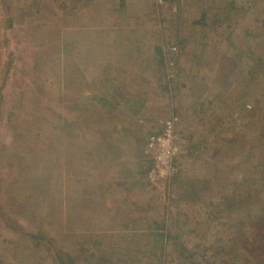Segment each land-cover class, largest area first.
I'll return each mask as SVG.
<instances>
[{
	"label": "rangeland",
	"instance_id": "1",
	"mask_svg": "<svg viewBox=\"0 0 264 264\" xmlns=\"http://www.w3.org/2000/svg\"><path fill=\"white\" fill-rule=\"evenodd\" d=\"M211 1L0 0V264H264V0Z\"/></svg>",
	"mask_w": 264,
	"mask_h": 264
},
{
	"label": "built area",
	"instance_id": "2",
	"mask_svg": "<svg viewBox=\"0 0 264 264\" xmlns=\"http://www.w3.org/2000/svg\"><path fill=\"white\" fill-rule=\"evenodd\" d=\"M174 0H154L157 6L166 5ZM172 51H177L176 47ZM177 119L171 117L164 122L161 131L150 136L145 144V155L153 162L147 178L153 187L163 183H171L179 170L178 161L185 153L181 143L176 123Z\"/></svg>",
	"mask_w": 264,
	"mask_h": 264
},
{
	"label": "trees",
	"instance_id": "3",
	"mask_svg": "<svg viewBox=\"0 0 264 264\" xmlns=\"http://www.w3.org/2000/svg\"><path fill=\"white\" fill-rule=\"evenodd\" d=\"M153 134L154 133H152L151 135H153ZM150 136L148 137L147 141L149 140ZM147 141H146V143H147ZM104 152H106V154L108 153V151H104ZM115 159L116 158L112 159V161H114ZM153 165H154L153 162L149 161L148 171L153 167ZM50 167H52V165H50ZM50 178H51V175L48 174L47 176H45L43 178V180L48 181ZM86 198L87 197H84V196H82V198H74V201H71L69 205L71 208L75 209L76 211L79 210V212L81 213L84 210V208H89L92 205V200L90 198H87V199ZM79 212H77V213L80 214ZM260 216H261V214H260ZM260 216L258 217V228H259V226H261V228L259 230L260 231L262 230V232L264 234V219L262 221H260L261 217H262V216L261 217ZM170 237H171V235H169V233H168L166 240L169 241ZM181 247H183V245H181ZM186 251L188 252V250H186V249L182 250L183 253H186ZM189 254H190V251H189V253H186L184 258H189V256H190ZM54 264H66L65 258L58 255L56 257V259L54 260Z\"/></svg>",
	"mask_w": 264,
	"mask_h": 264
},
{
	"label": "crops",
	"instance_id": "4",
	"mask_svg": "<svg viewBox=\"0 0 264 264\" xmlns=\"http://www.w3.org/2000/svg\"><path fill=\"white\" fill-rule=\"evenodd\" d=\"M188 2H190V3H192V0H187ZM195 1H197L196 3H198V8H199V10L201 11L202 9H205L206 11H203V13L201 14V19L199 18L197 21H196V23H198V24H202V22H203V20H204V18L206 17V16H213V15H217V14H219L217 11H215V8H214V3L211 1V0H195ZM193 2H194V0H193ZM202 2H204L205 4L207 3V6H203L202 5ZM192 5V4H191ZM191 5H189V8L191 7ZM197 8V7H196ZM188 9V8H187ZM214 10V11H213ZM199 14V13H198ZM208 14V15H207ZM194 16H197V13H196V15H194ZM193 18H197V17H193ZM208 27V26H207ZM209 27H210V25H209ZM187 30V29H186ZM145 33V32H144ZM231 33V32H230ZM145 35L146 34H144V37H145ZM205 37V36H204ZM137 38H141V37H137ZM136 38V39H137ZM145 39V38H144ZM203 39H205V38H203ZM138 40H140V39H138ZM136 41L137 40H135V45L136 44H138V43H140V42H137L136 43ZM202 42H206V41H203L202 40ZM201 42V43H202ZM150 57V56H149ZM146 58L147 59V61H151V58ZM197 59H200V56H197ZM161 131V130H160ZM181 143H182V141H181ZM183 145V144H182ZM179 163H180V159H179V161H178V165H179Z\"/></svg>",
	"mask_w": 264,
	"mask_h": 264
}]
</instances>
